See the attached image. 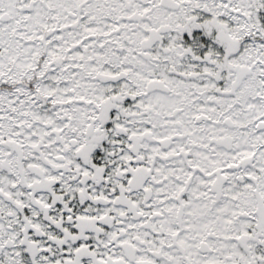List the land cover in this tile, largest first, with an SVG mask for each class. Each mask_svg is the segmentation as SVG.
<instances>
[{"label": "snow or ice", "instance_id": "snow-or-ice-1", "mask_svg": "<svg viewBox=\"0 0 264 264\" xmlns=\"http://www.w3.org/2000/svg\"><path fill=\"white\" fill-rule=\"evenodd\" d=\"M0 264H264V0H0Z\"/></svg>", "mask_w": 264, "mask_h": 264}]
</instances>
